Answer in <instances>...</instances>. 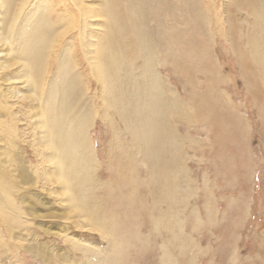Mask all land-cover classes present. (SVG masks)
Wrapping results in <instances>:
<instances>
[{
    "label": "rangeland",
    "instance_id": "rangeland-1",
    "mask_svg": "<svg viewBox=\"0 0 264 264\" xmlns=\"http://www.w3.org/2000/svg\"><path fill=\"white\" fill-rule=\"evenodd\" d=\"M40 1L57 27L41 53V81L55 76L57 91L58 63L69 61L90 165L78 167L73 189L60 183L39 143L36 93L10 59L17 44L0 42V264H264V82L253 48L264 0H150L153 68L170 102L163 165L141 157L118 114L105 111L96 76L105 36L140 77L135 38L125 29L121 39L124 22L109 28L104 12L112 2L127 14L128 0ZM35 2L13 0V11L23 16ZM11 14L0 0V32ZM158 138L150 136L153 149ZM79 185L85 202L73 193Z\"/></svg>",
    "mask_w": 264,
    "mask_h": 264
},
{
    "label": "bare ground",
    "instance_id": "bare-ground-1",
    "mask_svg": "<svg viewBox=\"0 0 264 264\" xmlns=\"http://www.w3.org/2000/svg\"><path fill=\"white\" fill-rule=\"evenodd\" d=\"M150 3V0H128L127 14L125 12H120L119 15L115 14V10H112L114 7L112 2H110V11L108 8L104 10L107 15L106 18L108 19L107 24L109 28L113 21L121 19L120 23L122 21L124 22L123 26H119L122 28L118 31V36L121 37V39L124 36L125 29H128V33L132 34V37L135 38V45L140 49L143 59L140 67V77L132 73V66L128 67V63H125V49L114 52L111 47L112 44L108 43V37L106 38L105 36L101 44H99L101 47L98 50L101 57L100 61L97 60V63H100L99 65L97 64L98 67L95 69L97 71L96 76L99 79V83H101L104 89L103 97L108 106V108H105V111L112 110L115 114H118L119 118L124 123V128L131 134L132 141L135 142V146L138 147H135V149L144 150L141 157H147L153 153L151 156L152 158L154 157L153 159L156 161V164H167L164 160H162L161 163L160 159L163 157L162 154H165V147H162V145L171 142L168 141V136L166 137L165 129L162 127L165 116L164 111L169 108L170 102H168L169 100L166 96H162V91L165 92L167 88L165 87L162 77H160L158 72L153 68L154 64H156L155 53L157 48L155 38L148 32L147 28L149 27L144 22L145 13L150 8ZM262 3V5L259 3L261 7L258 19L261 18V21L263 20L260 25L264 27V2L262 1ZM35 4L32 8L33 10L30 9L22 16L21 13H24L22 7L14 12L13 0H2L4 12L8 15L11 14V11H13V13L6 27L7 31L0 32V42L2 44L16 42L17 44L15 49L16 53L10 55V59L14 60L12 64H18L16 72L19 75H17L16 78L20 79L23 85H30V90H34L36 93L35 100L40 103L38 116V123L40 126L38 135L39 143L45 150V158L53 162L54 167L58 166L59 169L61 168L60 174L58 173L59 180L62 181L60 183L64 184L66 188L69 186L72 188L74 185L73 182L77 181L74 177V173L77 172L78 167L90 165V155H88V153H90V142L85 137L86 133L83 132L84 121L87 115H84V108L78 106L76 97H73V88H71L69 84V80L73 76L70 75V78L68 77L66 81L69 70V65H66L69 61L64 62L66 58L60 59L56 69V73L59 71L57 78H60L61 81V78L65 80L63 84H58L57 91L54 92L53 87L55 86L54 81H56L54 78L55 76H52V78L50 77L52 80L48 81L45 85L41 81L44 69L43 55H41V53L44 52L45 46L48 44L49 39H51V34L55 32L57 27L47 21V14L44 16V13L41 12L43 1L38 0ZM18 17L19 19L22 18L19 22H17ZM46 24L51 27L49 26L48 28ZM262 27L258 30L259 35L253 37V39H255L253 48L261 52L260 71L261 79L264 82V28ZM108 31L106 34H108ZM110 33L114 34V31L110 29ZM151 33H153V31ZM121 39L119 43L122 42ZM193 45L194 43L191 44V48ZM103 49L106 53L103 52ZM59 85L63 87L60 89ZM40 86L43 88L42 90L39 89ZM157 103L161 106L162 111L155 109ZM153 133L159 136V147L153 145L154 149L149 143L150 136ZM169 144L170 143H168V145ZM148 153L150 154L148 155ZM163 158L165 159V157ZM156 164L154 165L156 166ZM163 167L166 168V171L168 170V167ZM83 175L86 176V174ZM68 183H70V185H68ZM73 193L75 197L77 195L80 200L85 202L87 198L86 190L84 191L80 185L73 190ZM71 199L72 198L69 200ZM82 209L84 210V208ZM89 217H91V215Z\"/></svg>",
    "mask_w": 264,
    "mask_h": 264
}]
</instances>
